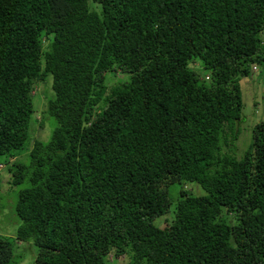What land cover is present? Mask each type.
<instances>
[{
	"label": "trees",
	"instance_id": "trees-1",
	"mask_svg": "<svg viewBox=\"0 0 264 264\" xmlns=\"http://www.w3.org/2000/svg\"><path fill=\"white\" fill-rule=\"evenodd\" d=\"M261 33L264 0H0V264H264Z\"/></svg>",
	"mask_w": 264,
	"mask_h": 264
},
{
	"label": "rangeland",
	"instance_id": "rangeland-1",
	"mask_svg": "<svg viewBox=\"0 0 264 264\" xmlns=\"http://www.w3.org/2000/svg\"><path fill=\"white\" fill-rule=\"evenodd\" d=\"M260 39L264 43V33L260 34ZM251 75L253 77L252 80L244 79L241 82V86L243 87L242 94L244 103L242 118L243 121L242 124H239V138L234 143V147L232 148V150H234L233 153L238 158L243 155V153L249 148V145L251 144L253 127L260 121H264V65L258 67L256 70H253L252 68ZM108 78H112L111 81H108L109 84H112V82L115 80H122L124 76L111 75ZM48 92L50 95L47 94L46 99L48 97L53 98V91L50 86ZM255 102H258L257 106L254 105ZM42 122V128H44V137L47 139L50 137L56 124L54 119L51 117H48L47 119L43 118ZM4 161V158L0 160L1 163H4ZM0 174L2 179L9 177V174L5 169L1 170ZM24 187L25 185H22L19 188L12 189L10 185L6 184V180H3L0 192V234L9 236L15 232L18 226V218L13 213V211L11 212V203L14 200V195L19 191V189ZM180 187H182L185 192L193 196L205 195V191L195 183L181 184ZM177 189L178 186H172L169 188V191L171 194H174ZM173 209L174 206H171L170 211L172 212ZM22 247H24V249ZM22 247L21 245L18 246V249L14 252L13 264H32L35 255L33 248L28 247L27 245ZM119 262L125 264L128 262V258L122 257Z\"/></svg>",
	"mask_w": 264,
	"mask_h": 264
}]
</instances>
